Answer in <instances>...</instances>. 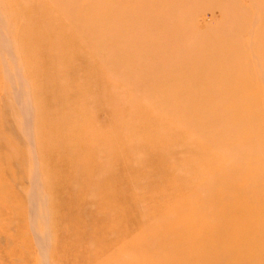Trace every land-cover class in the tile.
Masks as SVG:
<instances>
[{"label": "rangeland", "instance_id": "obj_1", "mask_svg": "<svg viewBox=\"0 0 264 264\" xmlns=\"http://www.w3.org/2000/svg\"><path fill=\"white\" fill-rule=\"evenodd\" d=\"M0 264H264V0H0Z\"/></svg>", "mask_w": 264, "mask_h": 264}, {"label": "bare ground", "instance_id": "obj_2", "mask_svg": "<svg viewBox=\"0 0 264 264\" xmlns=\"http://www.w3.org/2000/svg\"><path fill=\"white\" fill-rule=\"evenodd\" d=\"M219 1H221V0H219ZM216 2H218V0H216ZM212 5V4H211ZM4 47L6 48V49H8V50H10V52L12 51L10 48H9V46H5L4 45ZM3 48V47H2ZM4 50V49H3ZM6 53V52H5ZM12 53V52H11ZM82 103V102H81ZM88 103V102H87ZM84 104V103H83ZM89 104V103H88ZM88 104H87V106H88ZM170 104V103H169ZM82 105V104H81ZM85 106H86V102H85ZM91 106V105H90ZM90 106H88V107H90ZM172 106V105H171ZM171 106H169V107H171ZM83 107V106H82ZM160 107V106H159ZM166 107H168V106H166ZM175 108V107H174ZM84 109H86V107H84ZM88 109V108H87ZM170 110H173L172 108H170ZM177 110V109H176ZM155 111V110H154ZM193 115H196V114H193ZM207 115V114H206ZM191 117H193V116H191ZM65 122H66V120H65ZM71 123V122H70ZM70 126V124H69V121L67 120V126ZM72 125V124H71ZM68 126V127H69ZM199 127H201V126H199ZM65 128V127H64ZM196 131L198 130V128L196 127V129H195ZM198 131H201V129L200 130H198ZM197 131V132H198ZM201 133V132H200ZM199 132H198V134H200ZM203 133V132H202ZM201 133V134H202ZM198 134H196V135H198ZM147 144V143H146Z\"/></svg>", "mask_w": 264, "mask_h": 264}]
</instances>
